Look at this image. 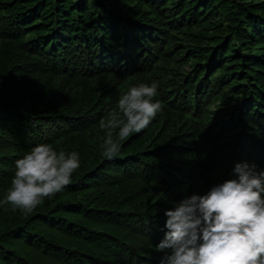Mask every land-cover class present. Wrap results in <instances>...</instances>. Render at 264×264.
<instances>
[{"label": "trees", "instance_id": "obj_1", "mask_svg": "<svg viewBox=\"0 0 264 264\" xmlns=\"http://www.w3.org/2000/svg\"><path fill=\"white\" fill-rule=\"evenodd\" d=\"M153 80L164 111L105 159L108 111ZM38 143L81 167L0 205V264H160L166 209L264 168V0H0V200Z\"/></svg>", "mask_w": 264, "mask_h": 264}, {"label": "clouds", "instance_id": "obj_2", "mask_svg": "<svg viewBox=\"0 0 264 264\" xmlns=\"http://www.w3.org/2000/svg\"><path fill=\"white\" fill-rule=\"evenodd\" d=\"M159 87L155 80L132 86L108 111L105 159L120 157V141L143 132L164 111ZM100 124L103 129V119ZM80 167L79 152L38 143L15 160L11 188L0 205L30 215L63 192ZM231 177L164 211V237L155 245L163 253L160 264H264V168L237 162Z\"/></svg>", "mask_w": 264, "mask_h": 264}]
</instances>
